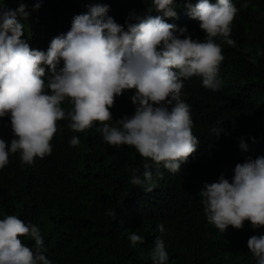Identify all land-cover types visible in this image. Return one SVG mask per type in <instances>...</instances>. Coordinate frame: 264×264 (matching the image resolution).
Listing matches in <instances>:
<instances>
[{"label":"trees","instance_id":"trees-1","mask_svg":"<svg viewBox=\"0 0 264 264\" xmlns=\"http://www.w3.org/2000/svg\"><path fill=\"white\" fill-rule=\"evenodd\" d=\"M4 2L13 9L26 6L24 38L38 50L65 33L72 17L86 12L89 4H107V14L122 26L130 14H143L151 5V0H0ZM196 2L175 0L176 16L163 19L202 40L198 22L187 14L186 5ZM232 2L238 9L230 33L235 46L221 45L222 87L206 89L198 76L183 84L182 99L190 105L198 145L178 172L152 163L133 146L108 145L97 130L107 121L75 132L67 117L57 120L50 153L31 165L22 164L19 153L9 154V163L0 169V219L16 215L38 226L52 264H153L150 252L157 237L164 242L167 264H256L247 240L264 234V226L253 228L245 220L241 228L229 225L221 232L207 222L199 195L204 182H214L220 174L230 180L236 163L264 156V0ZM61 66L62 61L57 68ZM134 91L115 97L127 98L122 101L127 115L134 111ZM61 106L66 112L71 108L67 102ZM211 125L223 127L219 138L213 137ZM73 136L80 140L77 146L69 144ZM241 138L246 150L239 147ZM144 163L155 181L151 191L130 183L133 169L142 175ZM130 232L143 241L130 246ZM20 238L29 248L34 244L31 237Z\"/></svg>","mask_w":264,"mask_h":264},{"label":"clouds","instance_id":"clouds-1","mask_svg":"<svg viewBox=\"0 0 264 264\" xmlns=\"http://www.w3.org/2000/svg\"><path fill=\"white\" fill-rule=\"evenodd\" d=\"M86 7L72 17L65 33L54 36L46 50H38L24 38L26 6L13 9L0 3V169L12 153L29 165L49 154L56 121L67 117L75 132L107 121L97 130L108 145L133 146L152 163L178 172L198 145L190 105L182 99L184 81L198 76L206 89L216 92L222 87L221 45L235 46L230 33L237 7L232 0L186 5L204 33L202 40L190 37L186 27L165 22L164 17L176 16L175 0H151L143 14H130L125 26L107 14V4ZM129 89H135L130 97L134 111L127 115L129 108L122 103L127 98L115 97ZM65 102L71 105L67 112L61 106ZM209 130L215 138L224 131L215 125ZM79 143L76 136L69 140L70 146ZM239 147L247 148L243 138ZM143 167L142 175L133 169L130 183L151 191L156 185L149 163ZM232 172L230 180L220 174L199 190L207 222L221 232L229 225L239 229L245 220L253 228L264 226V156L236 163ZM157 228L164 231L163 224ZM24 236L34 240L31 248L22 243ZM128 239L130 246L143 241L136 232ZM247 247L256 264H264V234L250 236ZM46 251L38 226L16 215L0 219V264H52ZM150 256L153 264H167L160 237Z\"/></svg>","mask_w":264,"mask_h":264}]
</instances>
